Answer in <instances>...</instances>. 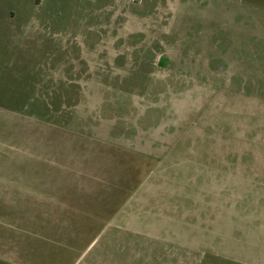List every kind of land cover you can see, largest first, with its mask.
Masks as SVG:
<instances>
[{"label":"rangeland","instance_id":"obj_1","mask_svg":"<svg viewBox=\"0 0 264 264\" xmlns=\"http://www.w3.org/2000/svg\"><path fill=\"white\" fill-rule=\"evenodd\" d=\"M263 94L264 0H0V264H264Z\"/></svg>","mask_w":264,"mask_h":264},{"label":"crops","instance_id":"obj_2","mask_svg":"<svg viewBox=\"0 0 264 264\" xmlns=\"http://www.w3.org/2000/svg\"><path fill=\"white\" fill-rule=\"evenodd\" d=\"M262 96H264V94ZM228 111L227 109V114ZM252 116L251 125L253 124V138L251 173L246 172V167L242 168L241 165L239 166V163L236 169L232 168L230 170V161L225 159L227 181H225L226 179L224 180L222 191H227L228 194L226 198L229 202L231 192L232 199H237L238 204L244 199L251 203V217H246V220L252 222L251 229L253 230V235L259 240V238H264V113L257 111L254 112ZM253 120L254 122H252ZM228 121L227 125L229 124ZM227 144L228 141L226 142V146ZM228 152L227 149V153ZM240 188H243V193L240 192ZM247 191H252L253 201L248 198L249 195ZM238 215H240V213H238Z\"/></svg>","mask_w":264,"mask_h":264}]
</instances>
